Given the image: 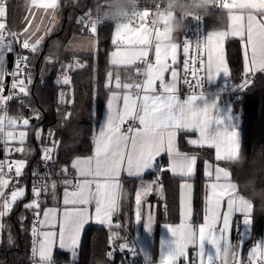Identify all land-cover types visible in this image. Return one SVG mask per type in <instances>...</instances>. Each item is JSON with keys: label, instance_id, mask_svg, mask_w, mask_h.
<instances>
[{"label": "snow or ice", "instance_id": "snow-or-ice-1", "mask_svg": "<svg viewBox=\"0 0 264 264\" xmlns=\"http://www.w3.org/2000/svg\"><path fill=\"white\" fill-rule=\"evenodd\" d=\"M4 6L0 8V18L6 16V0H3ZM37 3V0H33ZM233 6L243 5L249 7L253 11L247 15L246 36L247 44L245 50L250 46L251 55H246L245 73L255 72L257 69H264V21L258 20L256 14L264 16V0H232ZM40 6L48 9H57L58 0H41ZM224 6L227 7L228 3L225 2ZM149 16L148 11H142L139 14L140 21L142 22L135 30L131 29L127 24H120L116 27V38H125L127 33L135 31L136 35L132 38L131 43L136 46H150L153 30L143 23L146 17ZM244 15L233 14L231 17L230 31H216L208 34L207 40L209 43V55L207 61V75L214 77L215 74L223 71L228 74V68L224 64L222 58L217 57L214 66L213 56L211 54V43L215 41L216 46L229 35L233 37H240L244 39L245 29L243 26ZM97 22H91V31H97ZM5 24L0 22V45L7 51L10 49L8 45L11 41H5L4 30ZM124 34L122 37L121 34ZM156 34L160 35L159 29ZM12 37H16L17 33H11ZM36 33L33 32L31 36L24 39L22 47L31 49L33 53L37 52L38 45L41 44L43 37L32 40ZM114 43L116 40L114 39ZM90 46L91 41L87 42ZM185 53L189 52L188 43L185 42L183 46ZM177 53V46L167 50L161 51L155 48L156 64L147 63L146 57L148 51L137 57L134 61H129L128 58L119 61L120 64L125 66L134 64L136 60H143L147 63L148 75L147 79L142 85L138 84L136 88H143L144 95L133 99L132 96L125 94L123 96V107L116 108L113 111V102L119 99L117 92H112L108 101L109 115L105 128L100 130L99 135L95 141L94 156L88 158H77L72 161L71 167L76 170L77 175L80 177H92L93 179H84L75 185V191H68L65 189L63 204L65 205L62 215L58 218L57 209L47 208L43 211V219L40 220V197L42 191H47V184H34L32 187L33 199L30 203L24 205L26 209H34V215L39 220L41 226L46 227L48 230L41 231V237L37 242V229L32 228L33 241V256L38 257V264H54L53 248L55 245L65 249H71L72 254L75 255L76 248L79 244L81 230L84 225L91 218L88 211V205L95 202V219L102 224H111L112 215L118 211V196L117 189L119 188V177L121 172H126L129 176H138L145 170L151 169L155 165V161L162 153H167L170 159L169 170L174 174H179L184 177H189L193 174L197 157L195 155H188L181 153L175 145L177 132L180 130H193L199 131L198 140H190L192 145H199L201 147L207 145L215 148L216 161H226L228 158L233 157L239 150V145L236 141L235 132H216L215 134L209 133V124L212 119L211 110L215 105L205 106L203 109L194 107V101L197 95H189L184 101H180L175 95L177 72L172 70L171 82L166 83L164 80V72L168 70L171 65L166 61L169 55L172 57L173 64L175 63ZM122 55L119 52L113 53V56ZM26 57H20L18 60L17 72L20 71L19 64L26 61ZM48 62H54L50 58ZM113 64L118 63L117 60L112 61ZM76 66L82 67L78 61ZM25 67L27 65L25 64ZM73 64L65 66L67 69L72 68ZM204 65L201 63L200 67H190L189 61H185V73H191L192 80H184L189 88H201V78L199 73L204 70ZM15 74V73H14ZM112 74L109 73V82L111 81ZM156 81H159L161 93H156ZM28 83H31L29 74ZM63 83L69 84L70 77L63 76ZM249 81H245L241 86H246ZM23 80H14L12 88L19 87L20 93H26L23 87ZM108 86L107 84L105 85ZM121 87L120 76L116 75V88ZM125 89L132 88V85L124 84ZM3 90V80L0 78V92ZM12 96L4 97L0 95V102H5L11 99ZM61 100H63V93H61ZM139 101V102H138ZM0 103V104H2ZM7 119L9 127L17 125L20 117H6L0 115V133L3 134L0 139H3L7 145L8 140L16 139L13 131H4V121ZM23 125L29 124L28 119H23ZM138 122V123H137ZM128 124L126 131L123 129L125 124ZM26 132L20 131L18 138L20 144L23 145L26 139ZM51 135V133H49ZM37 139L39 140L41 132L37 131ZM7 151V149H6ZM16 152H24V147L15 149ZM42 159L50 161L53 159L52 153L55 151V143L52 147L43 148ZM25 160H16L12 163L0 161V217L11 213L14 204L25 196L24 187H16L13 185V190L10 196H6L4 189L9 186V179L6 177L8 173L15 167V177L19 178L22 175L25 167ZM211 169V165L207 166ZM7 169V171L5 170ZM67 172V168L62 169ZM35 175V173H34ZM205 175L211 177L212 171H206ZM103 177L101 182L96 179ZM230 173L223 167L217 166L215 168V182L209 185L211 192L208 198L209 207L206 209L204 222L199 226V232L189 224L183 221L181 224L169 227L170 232L175 237L172 245L162 251L161 264H177V261L183 257L187 259V248L189 245L199 243V254L201 256V264H204L203 257L205 251L203 248V241L208 240L216 246L215 259L220 256L227 255L229 245L227 244L226 233L231 228L230 218L234 211H242L250 213L252 205L237 192V184L230 182ZM223 181V182H221ZM65 184H70L71 181H64ZM95 184L93 191L92 185ZM52 189H55V181L51 184ZM191 184L185 182L181 184V189H190ZM152 191V184L143 186L136 193V220H141L140 204L143 196ZM227 202V210L221 212L223 202ZM181 207L182 215L187 214L186 198L182 191L181 194ZM250 222L249 216L246 217L245 223ZM35 223V222H34ZM146 227L152 226V217L149 216L145 222ZM221 224L219 228L217 225ZM58 228V231H57ZM117 236V233H113ZM224 241L223 246L221 241ZM11 242V237H9ZM127 244H121L120 247H126ZM163 250V249H162ZM253 251H256L254 249ZM109 256L112 253H108ZM250 258L252 253L249 254ZM260 259L264 261V252H261ZM207 260L213 264V256L207 255Z\"/></svg>", "mask_w": 264, "mask_h": 264}, {"label": "trees", "instance_id": "trees-1", "mask_svg": "<svg viewBox=\"0 0 264 264\" xmlns=\"http://www.w3.org/2000/svg\"><path fill=\"white\" fill-rule=\"evenodd\" d=\"M100 0H62L61 24L58 29L51 32L41 41L37 52L27 51V59L23 77V87L26 93H20L11 100L8 108V117H20L17 125L9 127L8 122L4 131L17 130L22 127L24 118L29 120L26 126L28 137L24 144L12 142L13 147L0 142V161L6 154L12 158L26 161L27 170L34 169L43 162V148L51 147L55 143L53 159L48 161L45 173L52 176H69L72 173V161L78 156H88L94 150V134L100 124L104 106L107 101L111 86L108 83V74L116 68L110 62V52L114 47L113 34L115 25L107 24L97 28L98 51L92 53L68 52L66 46L72 36L84 34L78 18L87 10L94 7ZM219 9L209 11L206 14L205 27L225 26L227 16L217 14ZM23 13V4L19 0H9L7 6V27L11 33H17L13 40L16 46L22 49L20 40V22ZM216 15L210 22V15ZM179 39L180 31L174 35ZM226 57L231 69V75L222 84L231 87H239L245 76L242 45L238 39H228L226 42ZM54 62H48V59ZM13 52L8 53V70L12 65ZM82 67L76 66V62ZM73 64L72 68L65 66ZM129 80H137V73L130 66H117ZM31 83H28V78ZM64 74L70 77V83L59 82ZM6 87V86H5ZM6 92V88H5ZM63 93V100H61ZM234 109L241 115L242 148L241 153L251 158L258 152H264V71L255 74L253 81L246 88H239L233 99ZM3 108L0 106V115ZM36 119L31 121V117ZM37 131L41 132L39 140ZM34 133V136H33ZM51 133V135H49ZM18 145V146H17ZM179 145L182 149L194 151L199 162L197 175L194 177V220L202 219L205 206V188L203 163L204 159L216 161L212 148L194 147L188 144L184 134H180ZM24 147V152H16L15 149ZM7 149V151H6ZM230 168L233 179H243L246 170L241 171L231 168L227 161H221ZM161 170L157 173L158 180L162 181L163 197L151 195L148 199L156 202L157 227L163 222H177L180 220V181L181 178L173 176L168 168V158H161ZM67 168V172L62 169ZM152 175L153 172H148ZM122 187L120 219L121 225L104 227L90 225L82 237L79 258L75 264H142L141 260L134 261L135 249L130 245L127 230L133 228V190L134 185L124 179ZM239 191L241 189L238 184ZM242 193V192H241ZM246 196L245 193H242ZM46 196V194H45ZM31 196L18 200L10 214L3 217L4 239L0 244V264H32L31 262V237L32 225L30 213L32 209H26L24 205ZM47 200V197H46ZM257 201L253 210V232L250 242L257 240L264 233V211L258 210ZM12 235L13 242H7V235ZM117 233V236H113ZM128 240V247L122 249L118 242ZM108 253H112L111 256ZM68 259L56 252L55 264H63Z\"/></svg>", "mask_w": 264, "mask_h": 264}, {"label": "crops", "instance_id": "crops-1", "mask_svg": "<svg viewBox=\"0 0 264 264\" xmlns=\"http://www.w3.org/2000/svg\"><path fill=\"white\" fill-rule=\"evenodd\" d=\"M23 4V13H22V18L20 22V40L21 43L23 42L24 39L28 38L31 36L33 32L36 33L35 36L32 37L31 42H34L35 39L39 37H43L42 41L46 38L47 35H49L51 32L55 31L56 29L59 28L61 24V5H62V0H58V7L57 9H46L42 6H40L41 0H37V3H33V0H19ZM227 2L228 6L225 7L224 3ZM4 5H0V8H2ZM252 12L251 8L249 7H244L243 5H235L233 6L232 0H223L222 6L217 12V14H222L224 16H227V24L225 26H217V27H207L205 29V38H204V63H205V72L207 75V61H208V55H209V43L207 40L208 34L211 32H216V31H230V25H231V17L233 14H243L244 15V22L243 26L245 29V37L244 39H241L240 37H233L231 35L227 36L222 43L219 45V47L216 46L215 41L211 43V54L213 56L214 60V66H215V61L217 57H220L223 59L224 64L228 68V74H225L223 71H221L218 74H215L214 77H209L207 75L208 81L211 83H222L223 81H227V79L231 75V69L228 64V60L226 57V42L228 39H238L241 42L242 45V52H243V59H244V69H245V63H246V55L250 57L251 55V48L250 46L247 48V52L245 50V46L247 44V36H246V27H247V15ZM216 15L212 14L209 17V21L213 22L216 21L213 19ZM6 17H7V11H6V16L4 18H0V22L5 24V29L4 35L6 32V27H7V22H6ZM256 17L258 20L264 21V16H261L259 14H256ZM141 24V23H140ZM140 24L137 25H129V27L133 30L137 29ZM116 27H114V34H113V41L114 39L116 42L114 43V47L110 52V62L113 66L116 68L112 71V76H111V81L108 83V86H111L112 89L108 94L106 104L104 106L103 110V115L100 120V124L98 125L95 134H94V150L91 155L88 156H78L77 158H88L94 156L95 153V141L97 136L100 133V130L102 128L106 127L107 124V119L109 115V107H108V101L110 96L112 95V92H117L119 94V99L113 102V111L116 108H122L123 107V96L125 94H128L132 96L133 99H136L137 97H142L145 93L143 88L141 91L135 90V86L139 84L137 80L132 81L129 80L126 76H124L123 72L117 67V66H124L123 64H120L119 61L125 58H128L129 61H134L137 57L145 54L147 51L149 52V46H136L131 43L132 38L136 35L135 31L127 33V36L125 38H116ZM161 34L157 35L156 31H153L152 38L150 41V45L153 42V56H152V61L151 64L155 65L156 64V57H155V48L160 49L161 51H167L174 46H177V53H176V58H175V63L173 64L172 62V57L169 55L167 58V63L171 65V67L168 68L167 71L164 72V80L166 83L171 82L172 76V70L175 69L177 72V80H176V90H175V95L179 98L180 101H184L189 95H193L195 93H188L184 94L181 86V71L184 67L183 65V57L186 55V53L183 51V46L180 44L179 39L174 36V42L171 45H167L164 43H161V40L166 36L164 33L163 29H159ZM89 34H77L72 36L70 39L73 40V46L77 50H80L79 53H92L95 52L98 49V44H97V38L91 39L88 36ZM122 37L124 34H121ZM5 41L6 40L5 37ZM88 41H91L92 44L89 46ZM67 47V46H66ZM8 48L10 49L7 51L2 45H0V61H3L2 64H0V67H2L3 71L0 72V78L3 80V90L0 92V95H3L5 97V86L6 82L8 79V53L11 51L12 46L11 44L8 45ZM97 48V49H96ZM119 52L122 55L118 56H113V53ZM117 60L118 63L113 64V60ZM136 61H141V60H136ZM130 66L133 71H137V68L134 67V64L128 65ZM264 71V69H257L255 72H250L248 74L254 75L257 74L258 72ZM117 73L120 76V81H121V87L116 88V75ZM246 74V73H245ZM148 75V70L147 74L145 77V80L147 79ZM144 80V81H145ZM124 84H129L132 85V88L125 89L123 87ZM156 93L155 94H160L161 93V88H160V83L159 81H156ZM248 86V85H247ZM138 89V88H137ZM197 95L196 101H194V107L198 109H203L205 106H211L215 105V108L211 110V115L212 119L209 124V133L210 134H215L216 132H222V131H227V132H235L236 134V141L239 145V152H241L242 148V126H241V115L239 112H237L234 109L233 106V101L229 100H221L219 97L216 98H210L207 96H203L201 94H195ZM139 102V101H138ZM138 123V122H137ZM180 134H184L185 140L188 142L189 145L194 146V147H201L199 145H192L189 143L190 140H198L199 139V131L196 129L193 130H180L177 132L176 136V141L175 145L176 148L181 152V153H187L188 155H195L197 157L196 165L194 172L191 176L189 177H184L179 174H174L171 171V174L173 176H176L178 178H181L180 181V220L177 222H163L157 227L156 223V202L152 201L151 199H148L151 195H154L158 198L163 197V185L160 183V180L157 178V173L161 170L162 164H161V158L163 155H166L168 158V168L170 164V159L167 153H162L157 160L155 161V165L153 168L145 170L143 173H141L138 176H129L126 172H121V175L119 177V188L117 189V196H118V211H116L112 215V223L109 224H102L98 222L95 219V202L91 203L88 205V211L90 215V219L88 222L84 225L83 229L81 230L80 234V240L79 244L76 248L75 255L72 254L71 249H65L63 247H60L57 245L54 246L53 248V259L58 252L61 256H67L68 259L63 263V264H75L76 261L79 258L80 254V246L82 242V237L85 229L90 226V225H96V226H104V227H115L121 225V219H120V205H121V196H122V187H123V182L124 179L127 180V182H130L131 185H134V190H133V211H134V221H133V228L130 230L132 238L130 241V245L133 249L139 252L140 256L144 260V264H161V259H162V251H166L168 247H170L175 240V237L169 230V225L171 226H176L181 224L183 221L185 224L191 225L197 233L199 232V226L204 222V216L206 214V209L209 207L208 203V198L210 197V192L211 189L209 185L213 182H215V168L217 166L225 168L229 173H230V182L236 183V181L233 179L232 172L229 167L223 165L220 163L221 161H212L210 159H204L202 161L203 163V174H204V188H205V195H204V200H205V206H204V211L202 215V219L200 221H195L194 220V192H195V181L194 177L197 175V166L199 162V157L194 151H188L186 149H182L179 145V137ZM16 135L18 133L16 132ZM8 145L12 146L13 143H8ZM13 147V146H12ZM203 147H208L212 148L214 153H215V148L214 147H209L207 145ZM21 159V158H19ZM16 158H12L9 156L8 162L7 163H12L13 161H16ZM23 160V159H22ZM211 165V169H209L207 166ZM14 171H15V167ZM72 168V167H71ZM7 171V169H5ZM72 173L69 176H52L48 181V189L45 192L46 197H47V203L46 207L47 208H54L57 209V216L58 218L62 215L63 210L65 205L63 204V199H64V192L65 189L67 188L68 191H75V185L84 180V179H93L92 177H80L77 175V172L75 169L72 168ZM212 171L213 175L211 177L205 175L206 171ZM30 171V170H29ZM28 172L27 166L25 164V167L23 169L22 175ZM148 172H153L152 175H149ZM9 179V177H6ZM103 182L104 178L99 177L96 178ZM10 181V179H9ZM55 181L56 187L55 189H52L51 184L52 182ZM64 181H71L70 184H65ZM189 183L192 185L190 189H181V184L183 183ZM223 182V181H221ZM148 184H152V191L148 193L147 195L142 197L143 202V208L140 209L141 212V220L137 221L136 220V202H135V197L136 193L140 190L141 187L147 186ZM237 184V183H236ZM10 185V182H9ZM16 187H26L25 190V198L27 195L31 196L30 192V185L26 179H22L19 183L13 184ZM13 185L11 187H7L4 189V193L6 196H10L11 191L13 190ZM74 186V188H71ZM93 191L95 190V184L92 185ZM182 191L184 193V196L186 198V207H187V214L182 215V207H181V194ZM237 192L240 195H243L238 188L237 184ZM244 198H246L245 195H243ZM21 198V199H23ZM34 197L31 196L30 200H32ZM19 199V200H21ZM28 200L27 203L30 202ZM17 203V202H16ZM15 203V204H16ZM26 203V204H27ZM14 204V206H15ZM13 206V207H14ZM227 210V202L226 199L223 202L221 212ZM253 210L254 206H252L251 212L250 213H244L242 211H234L232 213V216L230 218V224L231 228L228 233L225 235L227 236V244L229 245L228 248V253L227 255H221L220 258L215 259L216 255V246L210 243L208 240L203 241V248L205 251V256L203 257V262L204 264H210V262L207 260V255L213 256V264H217V262H220V264H259L262 260L260 259V254L261 252H264V233L262 234L261 237H259L257 240L250 242L252 238V232H253ZM152 217V226L150 228L146 227L145 222L147 221L148 217ZM249 216L250 222L245 223L246 217ZM4 217V216H3ZM3 217H0V244L3 242L4 239V226L5 223L3 221ZM43 219V215H42ZM41 219V220H42ZM221 224L217 225V228H219ZM48 230L46 227L41 226V231H46ZM58 231V228H57ZM7 242L10 243L9 237H11V242H13L12 235L9 233L7 235ZM41 238V237H40ZM129 239V240H130ZM132 239L134 243H132ZM224 241H221V245L223 246ZM163 249V250H162ZM256 249V251H253ZM199 243L197 244H192L189 245L187 248V257L188 258H195L196 262L198 264H201V256L199 254ZM252 253V256L250 258L249 254ZM181 257L178 262L182 259ZM55 264V263H54Z\"/></svg>", "mask_w": 264, "mask_h": 264}, {"label": "built area", "instance_id": "built-area-1", "mask_svg": "<svg viewBox=\"0 0 264 264\" xmlns=\"http://www.w3.org/2000/svg\"><path fill=\"white\" fill-rule=\"evenodd\" d=\"M185 3H190V0H184ZM223 0H215V3L211 5L210 7H207L205 10L204 8H190V11H193L196 13V15H189L183 18V26L180 30V44L184 46V43L187 42L189 46V52L186 53V55L183 57V69L181 71V86L184 94L188 93H195V94H201L203 96H207L210 98H216L219 97L221 100H229L233 101L234 96L236 94V91L239 88H246L247 85H249L254 77V75L250 74H245L243 81L239 85V87H231L229 85H224L222 83H211L208 81L206 72H205V67L204 70H202L199 73V76L201 78V88H189L188 84L184 83V80L187 79L191 81L193 78L191 76V73H185V61H189V66L190 67H197L199 68L201 63L205 66L204 63V38H205V25H206V14L209 11L219 9L222 6ZM9 0H6V8L8 6ZM0 5H4L3 0H0ZM96 5L98 7L96 8V13L98 14V19L93 20L92 19V14H93V8L87 10L86 12L82 13L80 17L78 18V23L80 24L84 34H89L91 33V22H97V28L101 27L103 25L107 24H112L106 19V14H105V9H104V0H100ZM164 0H140V7L142 8V11H148L149 16L145 18L143 21L144 24L149 26L153 31H156L157 29H163V24L159 26H155L151 23L152 19L154 18L155 15L158 14L157 9L158 8H164ZM176 15L179 17L181 15L180 12H177ZM142 23L140 21L139 15L137 18L130 22L127 23L129 25H137ZM11 32L6 27V32H5V37L6 40L11 41V46H12V52H13V61L12 65L10 67L9 73H8V79L6 82V92H5V97L12 96L11 99L6 100L5 102H0V106L3 108V113L1 115H4L8 117V108H9V103L11 100H14L18 97V87L16 89L12 88V84L14 80H21L25 71V64L26 61L22 62L19 64L20 71L17 72V66H18V60L20 57H26L27 58V51L31 50L25 49V48H18L13 40V37L10 35ZM151 47L149 48L148 56L146 57L147 63H151L152 61V56H153V42L150 45ZM147 63H145L143 60L141 61H135L134 67L137 68V81L139 82L140 85L144 83L146 74H147ZM15 73V74H14ZM245 81H249V83L246 86H241L242 84L245 83ZM135 90L141 91L142 87L137 89L136 87L134 88ZM21 122V121H19ZM7 125V119L4 121V127ZM128 127V124L126 123L123 126V129L126 131ZM2 161H5L6 164L8 162V154L4 151V156ZM48 161H43L40 164H38L34 169H31L28 172H25L21 177L17 178L15 177V171L14 168L13 170L8 173V177L10 179V185L19 183L22 179H26L30 185V192L31 196L33 197L32 194V187L34 184L40 185V184H46L47 181L52 177V175H48L45 173L44 169L47 167ZM35 173V175H34ZM160 183L162 181L160 180ZM71 188H74L72 186ZM40 216L39 219H42L43 211L46 207V196H45V191H42L41 197H40ZM35 210L32 209L30 213V220H31V225L32 228L35 226L37 229V236L35 237V240L38 242L40 239L39 233L41 232V225L39 223V220L37 217L34 215ZM35 222V223H34ZM127 237L130 239L132 238L131 232L127 230ZM33 241L34 237L32 235L31 237V263L32 264H38V257L33 256ZM131 241V239H130ZM132 243H134L132 239ZM134 261L141 260L142 264H144L143 258L140 256L139 252L135 250L133 258ZM178 264H198L195 260V258H182ZM217 264H220V262H217ZM259 264H264V261H261Z\"/></svg>", "mask_w": 264, "mask_h": 264}, {"label": "clouds", "instance_id": "clouds-1", "mask_svg": "<svg viewBox=\"0 0 264 264\" xmlns=\"http://www.w3.org/2000/svg\"><path fill=\"white\" fill-rule=\"evenodd\" d=\"M214 3L215 0H190V3H185L184 0H164V8H158V14L151 21L155 26L163 24L166 36L161 40V43L171 45L174 42L175 33L180 31L183 26V18L196 15L195 12L189 10L190 8L206 10ZM97 7L98 5L94 3L93 20L98 19ZM104 9L106 19L114 25L130 23L142 12L140 0H104ZM251 11L253 10L251 9ZM177 12L181 13L179 17L176 15ZM2 63L3 61H0V64ZM2 71L3 69L0 67V72ZM226 161L231 168L246 170L243 179L238 181L241 192L246 194L245 199L252 206H255L259 201L258 210L264 211V152H258L249 158L238 151L235 156Z\"/></svg>", "mask_w": 264, "mask_h": 264}, {"label": "rangeland", "instance_id": "rangeland-1", "mask_svg": "<svg viewBox=\"0 0 264 264\" xmlns=\"http://www.w3.org/2000/svg\"><path fill=\"white\" fill-rule=\"evenodd\" d=\"M85 36H88V37H90L91 39H93V38H95V35H85ZM73 40H71V41H69L68 42V44H67V47H66V50L68 51V52H74V53H79L80 52V50H77L76 48H74V47H72L73 46ZM97 49V48H96ZM65 75V74H64ZM67 75V74H66ZM58 81L59 82H63V77L62 78H58ZM24 119H26V118H24ZM23 121V120H22ZM22 127H20V128H18L17 130H14V129H8L7 131H13V133H14V135L17 137L16 139H11V140H8V143H12V142H17L18 144L20 143V141H19V138H18V135H16V132L17 133H19L20 131H24V132H26V138L28 137V130H27V128H26V126H24L23 125V122H22V125H21ZM3 136V134L2 133H0V137H2ZM0 142H2L3 143V139H0ZM18 146V145H17ZM52 147V146H51ZM17 160H22V159H17ZM25 190H26V187H25ZM141 201H142V199H141ZM30 202H31V200H30ZM29 202V203H30ZM143 208V202H141V204H140V209H142ZM127 244V246L126 247H123L122 249H124V248H127L129 245H128V240L127 239H122V240H120V242H118V245H119V247H120V245L121 244ZM128 264H131V262L130 263H128Z\"/></svg>", "mask_w": 264, "mask_h": 264}, {"label": "water", "instance_id": "water-1", "mask_svg": "<svg viewBox=\"0 0 264 264\" xmlns=\"http://www.w3.org/2000/svg\"><path fill=\"white\" fill-rule=\"evenodd\" d=\"M98 51V50H97ZM36 119L35 116L31 117V121H34ZM33 136H34V133H33Z\"/></svg>", "mask_w": 264, "mask_h": 264}]
</instances>
